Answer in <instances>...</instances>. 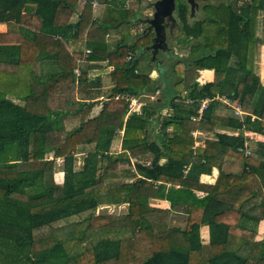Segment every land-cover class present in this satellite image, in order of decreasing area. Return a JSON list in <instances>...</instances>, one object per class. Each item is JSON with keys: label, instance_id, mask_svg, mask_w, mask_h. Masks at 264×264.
I'll list each match as a JSON object with an SVG mask.
<instances>
[{"label": "trees", "instance_id": "obj_1", "mask_svg": "<svg viewBox=\"0 0 264 264\" xmlns=\"http://www.w3.org/2000/svg\"><path fill=\"white\" fill-rule=\"evenodd\" d=\"M98 1L0 0V264H264V234L255 240L264 221V144L248 156L243 150V132L264 136L257 64L264 0L203 5V16L191 20L178 3L179 30L197 42L186 57H170V70L158 62L161 51L155 60L148 53L155 83L136 60L151 30L131 33L147 16L136 19L139 11L123 6L129 0H103L96 15ZM103 67L112 89L99 112L82 120L99 102V79L88 72ZM188 70L214 77L202 85L193 78L185 90ZM215 97L244 116L217 114L226 106ZM203 100L206 109L192 121ZM203 133L213 140L203 142ZM226 159L239 161L241 172L225 173ZM56 161L61 184L53 180ZM112 165L123 168L111 172ZM213 169L215 183H201ZM109 206L125 213L96 214ZM174 210L183 213V228L169 226Z\"/></svg>", "mask_w": 264, "mask_h": 264}, {"label": "rangeland", "instance_id": "obj_2", "mask_svg": "<svg viewBox=\"0 0 264 264\" xmlns=\"http://www.w3.org/2000/svg\"><path fill=\"white\" fill-rule=\"evenodd\" d=\"M228 1H230V0H205L204 2H202V1L200 2L199 8H201L203 5L204 6L217 5L219 3H225V2L227 3ZM104 2H103V0H101V1L97 2L98 4L94 3L93 8L95 10L94 12L96 15L97 14L101 15V13L103 12V7H104L103 4H105ZM110 2L112 3V0ZM151 2H153V0H129V1L125 2V4L123 6H125L126 8H128L130 10L139 11V12H135V18L136 19H139V18L142 19V16H144V17L147 15L149 16V14L151 12V9L149 8V6H150ZM177 3H180V4L182 3L185 5V3L181 0H179V2H177ZM238 5H240L239 1H237V6ZM81 7L82 6L80 5L79 11H80ZM187 9H188V7H187ZM202 16H203V13H202V11H200L197 15L194 16V19L200 18ZM186 17H187V19H189L188 15H186ZM180 24H181V22H179V26H180ZM179 26L177 25V27L175 28L172 38H170V36H169L166 40L167 46L169 48V52L167 54H164L161 51V53L158 54V62L161 65H163V68L166 70H170V67H171V64H170L171 61L170 60H172L174 58L173 62H176L177 60H179V58L186 57L188 55V52H189V47L191 45H193L195 42H197L194 40H189L188 42L185 41V37L183 35V32L181 30H179V28L181 26L180 27ZM122 27L123 28H121V29L125 30L124 26H122ZM142 27H143V29H142ZM145 30H146V26H144V24H138V25H135L131 28V33L135 36V38H137L139 36L138 33L141 32L140 37H143V35H145ZM262 33L263 34L260 33L259 36H262V38H263L264 31ZM152 38H153V35L149 32V35L147 34V36H144L143 41H147L150 44ZM108 40H110V39H108ZM112 45H114V43ZM74 47L80 48L81 46H77V47L74 46ZM148 47H150V46L148 45ZM147 48H145L143 50L142 47L141 48L139 47L136 50V60L138 61V69L141 73H143L145 71H146L145 73H149L150 79L152 80L153 83H155L157 80V77H158V73L155 70H146V66L147 67L149 66L147 63L148 57H149L148 52H146ZM262 51H263L262 54H264V49ZM259 54H260V52H259ZM171 56H172V59L170 58ZM262 62H263L262 63L263 66H264L263 59H262ZM90 66H94V65H90ZM99 66H103V65L100 64ZM109 71H110V67L109 68L103 67L101 70L96 69V70H91L88 72L89 80H94L97 78L99 79L100 87L98 89L99 90L98 92H100V93H98L96 95L97 100L99 102H98V105L93 108L92 113H90V114L88 112L84 113V117L82 120H86L87 118H89L91 116L93 117L94 115H96L100 110V104L104 101V99H106L109 96L110 91H111L112 86H113L112 81L109 77ZM77 74H78V72L76 73V76H77ZM197 75H198V73L195 71H190V70L186 71V73L184 75L183 82H182L185 90H187L186 89L187 86L190 84L191 80L193 78H195V76H197ZM262 75H264V72L262 73ZM259 77H260V75H259ZM263 78H264V76H263ZM78 96L79 95L76 94V97H78ZM101 97H103V100ZM140 101L143 104H144V102L145 103L147 102L144 98H141ZM217 113H218V111H217ZM116 143H118V141ZM47 158L50 159L51 155H48ZM76 168L78 169L77 166H76ZM121 168H123V167H121ZM61 169H62V165L58 161H56L54 171H53V180L55 183L61 182L62 174H63L61 172ZM97 210L98 211L96 214H100V215H122L125 213L124 207H118V206L100 207ZM171 220L172 221L169 222L170 227L183 228L184 223H185V217L176 215L175 218L172 217ZM203 236H205V234ZM200 237H201V234H200ZM261 238H262V235H257L255 239L261 240Z\"/></svg>", "mask_w": 264, "mask_h": 264}, {"label": "crops", "instance_id": "obj_3", "mask_svg": "<svg viewBox=\"0 0 264 264\" xmlns=\"http://www.w3.org/2000/svg\"><path fill=\"white\" fill-rule=\"evenodd\" d=\"M5 31V26L3 24H0V33H3ZM264 46L260 47V57H259V69H258V74L260 75V79L264 85V78L262 75V73L264 72V66H263V62H262V53ZM208 73L205 76H203L202 73ZM198 75L195 76L196 78V82H198L200 85L207 83V82H211L213 80L214 74L213 71L210 70H203V71H197ZM201 77L203 79H201ZM221 116H226V115H232L234 116L232 109L230 108H224L222 110H219L218 113ZM244 116V113L242 112L241 116H234V117H238V118H242ZM217 132L219 133H225L227 135H232V136H236L237 133L234 132H228V131H223L218 129ZM243 135L245 136V138L249 141V150L251 148V150L255 149V144L256 143H262L264 144V136L260 135V134H256V133H251V132H243ZM203 139V142L207 139V140H213V135L212 134H205L203 133V135L201 136ZM118 141V143H116ZM250 150V152H251ZM111 152H120V139H116L115 141H113L112 146H111ZM122 166L120 165H112L109 167V171L111 172H117L121 169ZM222 170L225 173H231V174H239L242 170V165L239 161L235 160V159H226L225 163L223 164ZM217 170L213 169L212 172L210 174H206V175H201L200 177V182L203 184H208V185H213L215 183V180L217 178ZM63 181V174H62V179L61 182L56 183V184H61ZM148 204L149 206L153 207V208H158V209H163V210H167L169 209V203L163 200H157V199H149L148 200ZM122 207V206H119ZM100 208V207H99ZM98 208V209H99ZM98 210H96L97 213ZM176 215L179 216H183V213L178 212L176 210L171 212V218H175ZM200 234H201V239H202V244H207L208 243V229L206 226H203L200 228ZM205 234V236H203ZM263 234H264V221H260L258 226H257V235H262L263 238ZM261 238V239H262ZM256 240V239H255ZM259 241V240H256Z\"/></svg>", "mask_w": 264, "mask_h": 264}, {"label": "flooded vegetation", "instance_id": "obj_4", "mask_svg": "<svg viewBox=\"0 0 264 264\" xmlns=\"http://www.w3.org/2000/svg\"><path fill=\"white\" fill-rule=\"evenodd\" d=\"M201 1L204 2L205 0H189L188 4L184 1L185 5L188 7L187 15L190 20L201 11V8H199ZM158 2L159 0H153V2L150 3L149 8L151 9V12L149 16L147 15L145 20H143L146 29L150 27L149 23L152 22V24H154L159 30L157 35L154 33L153 29L150 31L153 33V38L149 45L150 47H148L146 51L150 54L151 60H155V56L159 51H162L164 54L169 52L166 40L169 36L172 38L174 30L177 27L176 5L179 0H175V8L170 15H168V11L164 10ZM155 13H158L156 19L154 18Z\"/></svg>", "mask_w": 264, "mask_h": 264}, {"label": "built area", "instance_id": "obj_5", "mask_svg": "<svg viewBox=\"0 0 264 264\" xmlns=\"http://www.w3.org/2000/svg\"><path fill=\"white\" fill-rule=\"evenodd\" d=\"M94 3H96V2H92V7H94ZM94 9V8H93ZM88 53V51H84V54L86 55ZM75 72V74L78 72L77 70H75L74 71ZM79 74H77V76H78ZM151 100H153L154 99V97H151L150 98ZM214 101H218V102H220V103H222L224 106H226L227 108H230V109H232V112H233V114H234V116H241V114H242V112L240 111V108L238 107V106H234V107H232L231 106V103H230V100L228 99V98H226V97H215L214 99H213ZM188 103H191L190 101L188 102ZM207 104H208V100H203V101H201L200 102V107H199V109H198V111H197V118L195 119V118H192V121H196V120H198L199 119V117L201 116V114H202V112L206 109V107H207ZM129 109H130V111H137L138 110V103H137V101L136 100H134V99H131L130 100V103H129ZM201 133H197V132H194V133H192V136L194 137V138H197L199 135H200ZM247 140V139H246ZM198 143H196V145H197ZM249 141L247 140V141H245V143H244V154H245V156H248L249 154H250V150H249ZM134 159L133 160H131V163H134Z\"/></svg>", "mask_w": 264, "mask_h": 264}, {"label": "water", "instance_id": "obj_6", "mask_svg": "<svg viewBox=\"0 0 264 264\" xmlns=\"http://www.w3.org/2000/svg\"><path fill=\"white\" fill-rule=\"evenodd\" d=\"M181 1H183V2L185 1V3H187V4L189 3V0H181ZM158 3L162 8H164V10L168 11V15H170L175 8V0H159ZM157 14L158 13L154 14L155 19L157 17ZM160 15H164V14H160ZM149 24H150V27L147 30L153 29L154 33L157 35V33L159 32L158 28L154 24H152V22Z\"/></svg>", "mask_w": 264, "mask_h": 264}]
</instances>
